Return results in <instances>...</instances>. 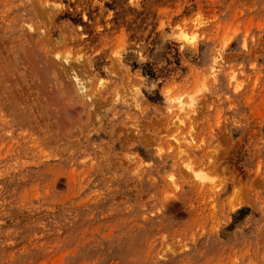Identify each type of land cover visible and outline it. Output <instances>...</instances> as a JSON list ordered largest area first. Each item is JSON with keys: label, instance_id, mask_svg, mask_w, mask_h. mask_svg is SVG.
<instances>
[{"label": "rangeland", "instance_id": "obj_1", "mask_svg": "<svg viewBox=\"0 0 264 264\" xmlns=\"http://www.w3.org/2000/svg\"><path fill=\"white\" fill-rule=\"evenodd\" d=\"M48 1L103 103L41 78L33 2L0 0V264H264V0Z\"/></svg>", "mask_w": 264, "mask_h": 264}, {"label": "bare ground", "instance_id": "obj_2", "mask_svg": "<svg viewBox=\"0 0 264 264\" xmlns=\"http://www.w3.org/2000/svg\"><path fill=\"white\" fill-rule=\"evenodd\" d=\"M31 1L33 2V5H27V19L21 17V20L19 21V26L26 32L24 39L27 43V63L39 74L41 78L45 77L48 80H52L56 86H65L66 90H68L69 94L71 95L70 97L78 98L80 101L78 104L82 105L84 112L88 114V118H90L89 116L91 115L97 116L101 110L98 106L103 103L101 100L104 92V83L99 80L95 83V85H93L92 75L88 77V80H85L82 77L83 74L88 73L90 69L94 68V59L88 56V54H85L81 48H76L70 42V39L68 38L69 32L67 27L58 25L57 17L62 9L61 5L53 4L48 0ZM116 48L119 49L121 47L117 46ZM116 55L117 57H115V60L120 62L121 58L118 56L119 53L116 52ZM215 65H217V61H215L214 66ZM214 66L212 68V74H215L217 70L214 68ZM109 68H112V64ZM154 93L155 89H153V86H151L146 90V92H142L141 96ZM114 101H117V98ZM71 103L73 102L71 101ZM184 105L186 106V104ZM184 105L182 106L184 107ZM168 111L170 112L171 109ZM193 170L195 171V169H192V171ZM193 174H195V172ZM196 174L199 175L197 172ZM201 182L204 183L203 180Z\"/></svg>", "mask_w": 264, "mask_h": 264}]
</instances>
